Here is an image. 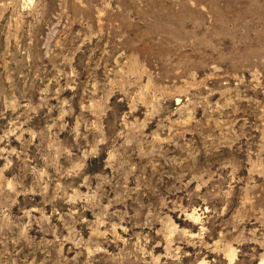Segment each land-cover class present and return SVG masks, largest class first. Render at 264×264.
Returning a JSON list of instances; mask_svg holds the SVG:
<instances>
[{
  "label": "rangeland",
  "instance_id": "rangeland-1",
  "mask_svg": "<svg viewBox=\"0 0 264 264\" xmlns=\"http://www.w3.org/2000/svg\"><path fill=\"white\" fill-rule=\"evenodd\" d=\"M264 259V0H0V264Z\"/></svg>",
  "mask_w": 264,
  "mask_h": 264
},
{
  "label": "bare ground",
  "instance_id": "bare-ground-1",
  "mask_svg": "<svg viewBox=\"0 0 264 264\" xmlns=\"http://www.w3.org/2000/svg\"><path fill=\"white\" fill-rule=\"evenodd\" d=\"M257 264H264V259H262L261 261H259Z\"/></svg>",
  "mask_w": 264,
  "mask_h": 264
}]
</instances>
